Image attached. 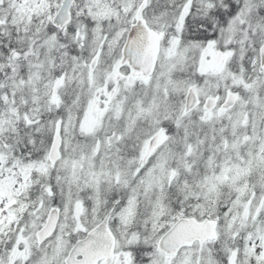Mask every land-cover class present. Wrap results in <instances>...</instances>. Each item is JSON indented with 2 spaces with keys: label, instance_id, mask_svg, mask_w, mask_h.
I'll return each instance as SVG.
<instances>
[{
  "label": "snow or ice",
  "instance_id": "1",
  "mask_svg": "<svg viewBox=\"0 0 264 264\" xmlns=\"http://www.w3.org/2000/svg\"><path fill=\"white\" fill-rule=\"evenodd\" d=\"M0 264H264V0H0Z\"/></svg>",
  "mask_w": 264,
  "mask_h": 264
}]
</instances>
